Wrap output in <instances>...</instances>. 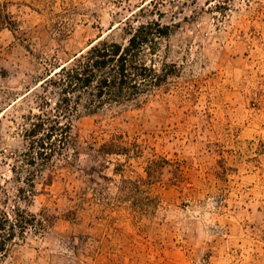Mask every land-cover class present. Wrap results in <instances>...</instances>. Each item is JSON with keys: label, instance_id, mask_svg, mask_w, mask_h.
<instances>
[{"label": "rangeland", "instance_id": "1", "mask_svg": "<svg viewBox=\"0 0 264 264\" xmlns=\"http://www.w3.org/2000/svg\"><path fill=\"white\" fill-rule=\"evenodd\" d=\"M0 2L14 22L0 29V210L46 222L0 264H264V0ZM153 21L171 28L149 56L168 82L76 119L52 178L20 199L27 87ZM112 142L127 151L97 158Z\"/></svg>", "mask_w": 264, "mask_h": 264}, {"label": "trees", "instance_id": "2", "mask_svg": "<svg viewBox=\"0 0 264 264\" xmlns=\"http://www.w3.org/2000/svg\"><path fill=\"white\" fill-rule=\"evenodd\" d=\"M13 26L6 3L0 2V29ZM9 27V26H8ZM170 26L153 21L141 24L130 33L127 44L107 40L92 43L65 64L56 59L48 70L36 78L25 97L32 96L36 108L22 115L20 134L25 149L14 154L17 164L11 168L20 187V199L29 200L36 193L38 180L44 183L54 174V159L64 155L73 130V123L84 114H95L114 105L139 101L155 96L168 82L171 72L166 65L157 68L155 59L160 40L170 35ZM127 151L123 145L104 144L97 150V158ZM25 175V177H23ZM124 189L139 192L140 182L124 180ZM130 185V187H129ZM132 192L128 193L131 194ZM13 214L0 210V252L8 255L24 242L29 230H44V219L15 206Z\"/></svg>", "mask_w": 264, "mask_h": 264}]
</instances>
